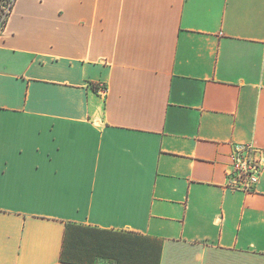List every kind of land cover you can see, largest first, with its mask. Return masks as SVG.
Wrapping results in <instances>:
<instances>
[{
	"label": "crops",
	"instance_id": "obj_1",
	"mask_svg": "<svg viewBox=\"0 0 264 264\" xmlns=\"http://www.w3.org/2000/svg\"><path fill=\"white\" fill-rule=\"evenodd\" d=\"M245 143L264 149V0H15L0 264H264V170L225 187Z\"/></svg>",
	"mask_w": 264,
	"mask_h": 264
},
{
	"label": "built area",
	"instance_id": "obj_2",
	"mask_svg": "<svg viewBox=\"0 0 264 264\" xmlns=\"http://www.w3.org/2000/svg\"><path fill=\"white\" fill-rule=\"evenodd\" d=\"M15 0L2 7L0 31L6 24ZM100 91L105 93V87ZM230 162L225 171V187L245 193L254 192L264 170V149L253 143L237 144L230 153Z\"/></svg>",
	"mask_w": 264,
	"mask_h": 264
},
{
	"label": "trees",
	"instance_id": "obj_3",
	"mask_svg": "<svg viewBox=\"0 0 264 264\" xmlns=\"http://www.w3.org/2000/svg\"><path fill=\"white\" fill-rule=\"evenodd\" d=\"M8 2L9 0H0V18L2 17V14H3L2 7L5 6Z\"/></svg>",
	"mask_w": 264,
	"mask_h": 264
}]
</instances>
